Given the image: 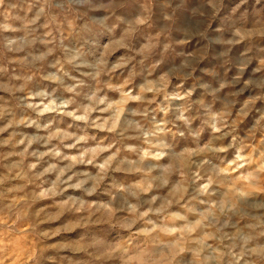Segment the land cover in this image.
<instances>
[{"label": "clouds", "instance_id": "obj_1", "mask_svg": "<svg viewBox=\"0 0 264 264\" xmlns=\"http://www.w3.org/2000/svg\"><path fill=\"white\" fill-rule=\"evenodd\" d=\"M0 264H264V0H0Z\"/></svg>", "mask_w": 264, "mask_h": 264}, {"label": "rangeland", "instance_id": "obj_2", "mask_svg": "<svg viewBox=\"0 0 264 264\" xmlns=\"http://www.w3.org/2000/svg\"><path fill=\"white\" fill-rule=\"evenodd\" d=\"M24 225H22L21 227H23ZM31 243V241H29V244Z\"/></svg>", "mask_w": 264, "mask_h": 264}]
</instances>
